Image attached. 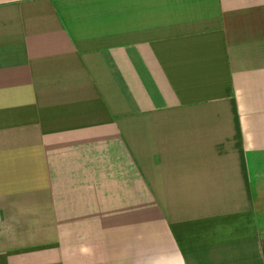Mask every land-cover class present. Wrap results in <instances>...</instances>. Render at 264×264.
Listing matches in <instances>:
<instances>
[{
  "label": "crops",
  "instance_id": "crops-1",
  "mask_svg": "<svg viewBox=\"0 0 264 264\" xmlns=\"http://www.w3.org/2000/svg\"><path fill=\"white\" fill-rule=\"evenodd\" d=\"M0 264H264V0H0Z\"/></svg>",
  "mask_w": 264,
  "mask_h": 264
}]
</instances>
